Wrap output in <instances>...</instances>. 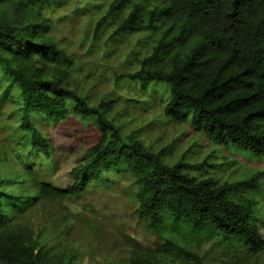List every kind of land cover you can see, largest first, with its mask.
<instances>
[{"label": "trees", "instance_id": "16d2710c", "mask_svg": "<svg viewBox=\"0 0 264 264\" xmlns=\"http://www.w3.org/2000/svg\"><path fill=\"white\" fill-rule=\"evenodd\" d=\"M61 2L0 0V133L14 142L0 150V264H73L74 247L49 244L21 222L23 216L119 177L133 182L136 216L156 237L153 247L133 246L128 264H205L196 250L205 243L237 264L260 255L264 238L252 197L263 191L264 170L221 182L202 174L218 166L207 161L167 163L166 149L146 147L108 118L110 102L92 107L69 90L71 58L50 37L43 15ZM115 19L113 38H153L137 71L123 79L143 92L165 84L166 118L190 123L215 146L264 159V0H115L96 37ZM48 69L55 79L46 76ZM70 117L92 119L99 138L72 170L71 183L59 188L37 178L30 158L53 161L51 140L39 124Z\"/></svg>", "mask_w": 264, "mask_h": 264}, {"label": "rangeland", "instance_id": "374dc122", "mask_svg": "<svg viewBox=\"0 0 264 264\" xmlns=\"http://www.w3.org/2000/svg\"><path fill=\"white\" fill-rule=\"evenodd\" d=\"M114 1L62 0L51 9H43L50 25V37L71 58L66 87L92 107L102 101L110 102L108 118L122 126L125 135H134L146 147L155 151L166 149L167 163L174 164L183 157L192 164L207 161L218 166L207 167L202 174L221 182L247 179L264 170V159H254L233 147L215 146L190 123L178 124L166 118L165 84L151 85L143 92L137 83L123 79L137 71L136 63L150 53L153 38L141 34L113 38L119 19L109 21L96 37V25ZM46 76L55 79L52 69L47 70ZM9 110L8 107L6 112ZM39 126L51 140L53 161L30 158L37 178L65 188L71 183L72 170L78 161L97 143L99 132L92 119L75 117L57 125ZM5 134L0 133V150H9L14 144L6 141ZM16 164L19 166L18 161ZM133 189V182L127 177L117 178L111 186L98 183L79 198L37 206L21 222L47 237L51 245L60 241L74 247L73 264H128L133 246L153 247L156 242V237L145 231L143 222L136 216L131 199ZM262 190L252 198L255 197L264 238V183ZM196 250L205 264H237L214 243L197 245ZM246 262L264 264V251Z\"/></svg>", "mask_w": 264, "mask_h": 264}]
</instances>
